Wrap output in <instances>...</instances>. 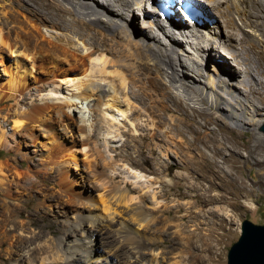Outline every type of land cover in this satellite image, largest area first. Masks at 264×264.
I'll return each mask as SVG.
<instances>
[{"label": "bare ground", "instance_id": "bare-ground-1", "mask_svg": "<svg viewBox=\"0 0 264 264\" xmlns=\"http://www.w3.org/2000/svg\"><path fill=\"white\" fill-rule=\"evenodd\" d=\"M190 1L201 9V12L194 17L190 11L183 8H179L183 15L176 11L175 15L162 17L158 13V0H10V7L13 10H7V5L0 3V55L5 63L6 73L9 75L8 84L0 81V87L3 89L0 102H9L12 99L8 97L7 90L13 97L26 87L27 74L35 76L36 81H42L34 74L35 66L40 62L43 64L52 62L55 71L44 70L48 79L40 91L42 96L45 95L42 98L44 102L39 104L33 101L31 107L39 108L38 110L47 112L50 116H53L55 112L57 114L69 112L74 116L78 114L79 120L84 125V132L80 133L82 144L89 143L91 139L96 142L102 136L106 138L107 143L119 141L126 134L123 130L116 131L120 130L116 127V121L120 122L121 118L126 120L122 123L126 126L127 123L130 124L135 131L155 125L153 139L158 140H155L156 142L165 143L160 146L157 144L161 148V153L167 158L175 155L185 163L186 174H183V177L191 184L188 187L192 186L195 189L201 183L199 176H191L193 173L190 168H192L201 171L203 179H208L209 189L225 188L231 183L245 188V181L238 177L240 166L237 156L243 155L244 149L247 159L264 153L263 136L256 138L258 143L255 149L242 147L238 141L224 136L221 138L218 136L219 132L212 129L206 130V135L212 134L211 138H207L206 135L201 137L200 128H194L181 114L172 112L168 114V111L173 109L169 102L176 103V108L182 105L200 113L204 112V107L208 105L226 115L235 126L246 128L247 125L255 127L262 125L264 117L259 116L260 106L257 100L264 98V0ZM147 3H150L153 8V14L149 11ZM136 9L144 13L143 27L147 29L142 32L144 38L132 25V15L134 14L135 17ZM147 10L148 12H145ZM22 12L24 17L21 15ZM137 13L140 14V12ZM10 21L14 23V26L28 31V34H22L16 27L8 28ZM179 25L182 29L187 27V32L181 30ZM43 27H51L57 33L46 34L43 32ZM229 27L236 31L228 32L227 38L231 42L227 43L223 34L225 28ZM96 28L101 30L100 35L94 34L93 30ZM58 30L68 31L69 34L58 32ZM104 30L120 33L121 39L115 38L114 35L110 37ZM21 39L25 46L24 50L18 42ZM43 41L50 44L58 42L63 46L57 45V48H60L58 53L43 52L45 50ZM184 41L191 45L197 55L183 52ZM237 42L242 46L241 49L237 46L234 48ZM78 44L83 45L82 55L77 51ZM5 48L13 55L15 54V61L21 72L15 71V73L11 70V64L3 58ZM211 49H219L221 55L216 56L217 62L207 68L205 63L209 53L211 55ZM44 57L50 60L46 61ZM220 57L223 60H218ZM72 59L75 63H72ZM63 61L71 63L70 67H62L65 65ZM143 61L148 63L149 67H142ZM148 70L162 76L167 87L155 86V89L151 88L148 94V86L151 87L153 82L149 78L145 80L142 76L145 74L148 77L150 75ZM64 82H69L70 86H64ZM111 91L113 94L109 96L108 93ZM162 98L165 99L161 100ZM26 109L29 107H22L21 110H16V113L27 114ZM161 110L164 114L159 115L158 112ZM212 117L208 118L207 124L222 119L221 114ZM15 122L17 129L26 127L21 116ZM104 123L109 125L106 130L105 128L102 130ZM207 124L206 127H208ZM149 135L150 133H140L139 140L143 141ZM118 136L121 138L117 139ZM199 141H203L205 146L200 147ZM114 143L112 148L116 151ZM129 144L128 139L122 145L125 151L117 155L126 158L129 152L125 147ZM138 150L139 156L145 153L143 145ZM156 150V147L151 146L150 154H155ZM64 161L61 165L65 164ZM256 164L261 170L264 169L262 166L264 158H256ZM4 168V163L0 162V202L8 205L12 199L9 189L11 182ZM135 173L140 178L147 176L142 171ZM99 174L93 173V180L98 182L105 179L102 177L98 180ZM260 175L263 176L260 183L264 186V172ZM191 177L194 178L192 183ZM167 184L173 186L171 181ZM88 191L90 195L92 190L88 189ZM210 193L209 191L208 194ZM114 195L112 197L116 200L118 195ZM153 196L156 197L155 193ZM112 197L109 199H114ZM223 197L218 193L210 195L204 201L212 203L222 200ZM131 199L133 200L134 197L132 196ZM87 201L89 203V197ZM103 201L105 202L106 199ZM108 208L111 210L110 207ZM18 210L13 209L12 212L17 213ZM196 214L198 216V213ZM112 221L114 219L111 215L110 218L109 216L106 218L95 211L79 214L77 220L64 233L69 235L73 229H79L80 233L72 240H68L65 235L61 236L58 247L62 259L59 264H114L115 261L100 256L97 251L100 244L93 238L94 232H97V236H102L104 225ZM118 231L123 236L128 232L121 226ZM9 238H11V232L5 230L2 243ZM199 242L201 244L204 242L201 237ZM200 243L196 244L198 251L192 252V258L199 263L204 262ZM181 244L186 250L190 249L189 240L182 238ZM33 250L35 245L29 244L23 251L24 257H30L26 264H37L36 256L32 255ZM149 263L142 262V264Z\"/></svg>", "mask_w": 264, "mask_h": 264}, {"label": "rangeland", "instance_id": "rangeland-1", "mask_svg": "<svg viewBox=\"0 0 264 264\" xmlns=\"http://www.w3.org/2000/svg\"><path fill=\"white\" fill-rule=\"evenodd\" d=\"M0 3L5 4L4 6L7 5V10H13L10 7V0H0ZM147 7L152 12L153 8L150 3H147ZM137 12L140 14L138 15ZM132 16V25L144 38L142 32L147 30L143 27L144 13L136 9L135 17L134 14ZM12 27H16L24 35L28 34V31L14 26V23L10 21L8 28ZM179 27L181 28L180 25ZM187 27L186 29L181 28V30L187 32ZM230 30L236 31L231 27L225 28L223 38L227 43L231 42L227 38ZM43 32L49 35L57 33L51 27H43ZM58 32L68 33L65 30H58ZM93 32L95 35H100L101 30L96 28ZM104 32L110 37L114 35L115 38L121 39L120 33H113L110 30H104ZM47 38H49L48 35ZM22 40H18V42L24 50L25 46ZM43 42L45 43L43 52L58 53L60 48H57V45L63 46L58 42L53 44L47 41ZM40 46L42 47V42ZM78 46L77 51L82 55L83 45L78 44ZM236 46L239 49L242 48L238 42L234 48ZM183 49L186 54L197 55L187 41L183 42ZM218 50L211 49V55L209 53L205 63L207 68L212 67L217 62L215 57L221 55ZM14 55L8 49H3V58L11 64V70L21 72ZM25 58L27 57L25 56ZM221 59L223 60L221 57L218 58V60ZM44 60L50 59L44 57ZM73 61L74 59H72V63H75ZM27 62L31 63L29 60ZM62 63H65L62 67H70L71 64L64 61ZM4 64L0 55V81L8 84L9 75L6 73L7 69ZM141 65L145 68L149 67L145 61ZM54 68L52 62L38 63L34 68V74L39 76L42 81H36L35 76L27 74L26 87L13 97L7 90L8 97L12 99L9 102H0V139H2L0 142V162L4 163L7 178L11 182L9 189L12 195L8 205H3L0 202V264H26L30 257L26 258L22 254L29 244L35 245L32 255H35L36 261H39L37 264H59L62 259L58 247L61 236L65 235L68 240H72L75 235L80 233V230L73 229L72 233L66 235L65 233L71 224L77 220L79 214L94 211L101 213L106 218L108 216L110 218L111 215V218L114 219L112 222H107L108 225H104L102 236H97V232L93 233V238L100 244L99 250H97L100 256L115 261L114 264H142L146 261L147 263L150 262L149 264H198L199 262L192 258V252L198 251L196 244L200 243V237L204 241L203 244L200 243V249L204 256V262L201 263L227 264L228 252L241 235L243 220L250 219L254 223L264 224V186L260 183V180L263 179L260 173L264 172V169L261 170L260 166L256 164V158L263 159L264 153L256 154L247 159L244 149V154L237 156L240 166L238 177L245 181V188H240L238 184L231 183L225 188L214 187L209 189L208 179H203L201 171L192 168H190L193 173L191 176H199L201 186L198 184L195 189L192 186L190 188L188 186L191 184L186 182L183 177V174H186L185 163L175 155L167 158L161 153L159 147L165 143L160 142V144L156 142L158 140L153 139L152 135L156 130L155 125L135 131L130 124L127 123L126 126L122 123L125 118H121L120 122L116 121V127L120 129L116 131L123 130V133H126L122 139H120L121 136H118L119 141L110 142L111 144L108 142V144L106 138L102 136L96 142L91 139L89 143L82 144L80 133L84 132V125L79 120L78 114L74 116L69 112L63 114L55 112L53 116H50L47 112L38 110L39 108H32L33 101L39 104L44 102L42 98L45 95L40 94L42 85L46 80L48 81L44 70L47 69L52 72L55 71ZM148 71L150 72L148 77L145 74L142 75L145 80L149 78L153 82L151 87L148 86V94H150L151 88L155 89V86L167 87L162 76L151 70ZM64 86H70V83L64 82ZM2 94L3 89L0 87V95ZM108 94L111 96L113 92ZM163 99L165 98L161 100ZM257 103L260 106L259 116L264 117V98L257 100ZM169 104L173 106V109L168 111V114L171 112L181 114L194 128L201 129V137L206 135V130L212 129L218 131V136L221 138L224 136L230 140H236L242 147L246 146L253 149L258 143L256 138L258 136L264 138V132L260 130V126L247 125L246 128L235 126L226 115L217 112L215 108L208 105L204 107V112L200 113L189 107H182V105L176 108L174 102H169ZM22 107H29L26 109L27 114L19 115L16 113V110H21ZM158 113L159 115L164 114V111L161 110ZM219 114H221V120L211 121L207 124L208 118H213L212 116ZM19 116L26 124L25 128H15V121ZM103 125L102 130L104 128L106 130V127L109 126L105 123ZM43 127L44 129H42ZM162 128L165 129V127ZM140 133H150V135L140 141ZM186 135L189 136L188 133ZM206 137L211 138L212 134L209 133ZM128 139L130 144L125 147L129 152L128 156L125 158L117 155L122 153L124 150L122 145ZM113 143L116 151L112 148ZM142 145L145 153L139 156L138 149ZM198 145L200 147L205 146L203 141H199ZM151 146L157 149L153 155L150 154ZM63 161L65 164L61 165ZM136 171L137 173L142 171L147 176H143L141 179L136 176ZM95 172L100 173L98 180L105 177V179L103 178L104 181L93 180L92 174ZM191 178L190 182L192 183L194 178ZM162 181L165 182L162 183ZM170 181L173 186L167 184ZM88 189L92 190L90 195H88ZM209 191L211 192L210 195L220 193L224 197L222 200L207 203L204 200L210 196ZM154 193L156 197L153 196ZM113 195H118L116 200L115 197H112ZM132 196L134 197L133 200L131 199ZM88 197L90 198L89 203ZM111 197L114 199L110 200ZM103 199L106 201L104 202ZM118 199H122L120 203H117ZM104 205L106 206L104 207ZM13 209L19 210L17 213H13ZM120 226L128 230L124 236L120 235L118 231ZM5 230L11 232V238L5 239V242L2 243ZM182 238L190 241V249L186 250L183 247Z\"/></svg>", "mask_w": 264, "mask_h": 264}, {"label": "water", "instance_id": "water-1", "mask_svg": "<svg viewBox=\"0 0 264 264\" xmlns=\"http://www.w3.org/2000/svg\"><path fill=\"white\" fill-rule=\"evenodd\" d=\"M260 130L264 132V122ZM227 264H264V224L243 220L241 235L228 252Z\"/></svg>", "mask_w": 264, "mask_h": 264}]
</instances>
